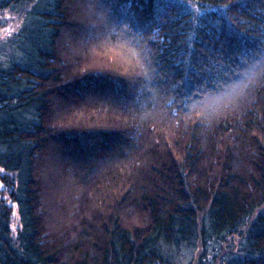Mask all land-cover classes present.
Segmentation results:
<instances>
[{
	"label": "trees",
	"instance_id": "1",
	"mask_svg": "<svg viewBox=\"0 0 264 264\" xmlns=\"http://www.w3.org/2000/svg\"><path fill=\"white\" fill-rule=\"evenodd\" d=\"M4 11L0 264H264V0Z\"/></svg>",
	"mask_w": 264,
	"mask_h": 264
},
{
	"label": "rangeland",
	"instance_id": "2",
	"mask_svg": "<svg viewBox=\"0 0 264 264\" xmlns=\"http://www.w3.org/2000/svg\"><path fill=\"white\" fill-rule=\"evenodd\" d=\"M15 20H16L15 15L7 11L0 13V35L1 36L13 30L14 25H15L14 23H16ZM0 189H1V184H0ZM14 218L16 219V214L14 215Z\"/></svg>",
	"mask_w": 264,
	"mask_h": 264
}]
</instances>
